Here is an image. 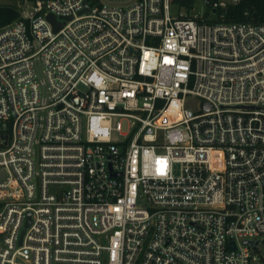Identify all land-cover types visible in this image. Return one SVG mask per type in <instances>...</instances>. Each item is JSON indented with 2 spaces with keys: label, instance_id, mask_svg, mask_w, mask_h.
Listing matches in <instances>:
<instances>
[{
  "label": "built area",
  "instance_id": "obj_1",
  "mask_svg": "<svg viewBox=\"0 0 264 264\" xmlns=\"http://www.w3.org/2000/svg\"><path fill=\"white\" fill-rule=\"evenodd\" d=\"M30 1L0 27V264H251L264 14Z\"/></svg>",
  "mask_w": 264,
  "mask_h": 264
},
{
  "label": "trees",
  "instance_id": "obj_2",
  "mask_svg": "<svg viewBox=\"0 0 264 264\" xmlns=\"http://www.w3.org/2000/svg\"><path fill=\"white\" fill-rule=\"evenodd\" d=\"M185 3L187 1H184ZM192 3V1H190ZM188 3V2H187ZM264 0H238L225 14L227 22L260 23L263 20ZM21 17V9L15 4L0 5V27Z\"/></svg>",
  "mask_w": 264,
  "mask_h": 264
},
{
  "label": "rangeland",
  "instance_id": "obj_3",
  "mask_svg": "<svg viewBox=\"0 0 264 264\" xmlns=\"http://www.w3.org/2000/svg\"><path fill=\"white\" fill-rule=\"evenodd\" d=\"M224 2V5L219 8L218 12L223 13V14H227V12H229V8L232 6L233 3H230L229 0H222ZM238 0H233V2H237ZM31 3L30 0H0V5L1 4H15L18 5L20 7V9L22 7H26ZM196 10L195 12H200V13H205L206 9L203 7L202 5V1L198 0L196 2ZM173 12L177 13V12H181L183 14L189 13L192 11V9L189 6H185V5H173ZM254 256L256 257L255 260L252 261L251 264H264V245L261 244L258 246V248L254 251Z\"/></svg>",
  "mask_w": 264,
  "mask_h": 264
},
{
  "label": "water",
  "instance_id": "obj_4",
  "mask_svg": "<svg viewBox=\"0 0 264 264\" xmlns=\"http://www.w3.org/2000/svg\"><path fill=\"white\" fill-rule=\"evenodd\" d=\"M85 7H86V11H89V6H88L87 2H85ZM48 19L53 23L55 30H57L59 28V24L57 23L56 16L50 14L48 16ZM204 106L209 109V105L207 103H204ZM29 222H30V219H28L27 226H28ZM245 244H250V245L253 246V248H256L257 245H258V241L257 240H255V241H245ZM235 247H236V245H235V243H233V248H235Z\"/></svg>",
  "mask_w": 264,
  "mask_h": 264
}]
</instances>
